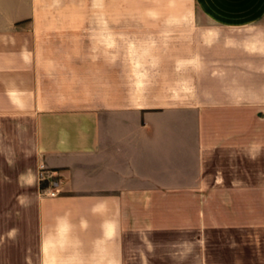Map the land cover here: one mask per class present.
Masks as SVG:
<instances>
[{"label":"crops","instance_id":"crops-1","mask_svg":"<svg viewBox=\"0 0 264 264\" xmlns=\"http://www.w3.org/2000/svg\"><path fill=\"white\" fill-rule=\"evenodd\" d=\"M191 2L0 0V264H264V0Z\"/></svg>","mask_w":264,"mask_h":264},{"label":"rangeland","instance_id":"rangeland-1","mask_svg":"<svg viewBox=\"0 0 264 264\" xmlns=\"http://www.w3.org/2000/svg\"><path fill=\"white\" fill-rule=\"evenodd\" d=\"M193 2L191 0H120L121 8H164L169 9L170 13L168 15L158 16L163 17V19L169 18L170 21H176V8L178 5H190ZM157 17V16H153ZM167 17V18H166Z\"/></svg>","mask_w":264,"mask_h":264},{"label":"built area","instance_id":"built-area-1","mask_svg":"<svg viewBox=\"0 0 264 264\" xmlns=\"http://www.w3.org/2000/svg\"><path fill=\"white\" fill-rule=\"evenodd\" d=\"M46 172H48V171L47 170L46 171L41 170V172H40V174H41L40 181L44 180V178H42V177H43V175H46ZM42 190H43V193L46 194V195L47 194L55 195L58 192L56 189H54V188L50 189L48 186L46 188H42Z\"/></svg>","mask_w":264,"mask_h":264}]
</instances>
